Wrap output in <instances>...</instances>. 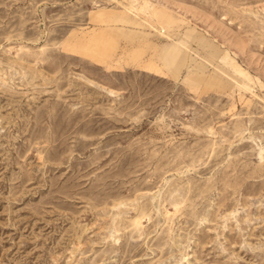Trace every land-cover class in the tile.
I'll return each instance as SVG.
<instances>
[{
    "label": "rangeland",
    "instance_id": "rangeland-1",
    "mask_svg": "<svg viewBox=\"0 0 264 264\" xmlns=\"http://www.w3.org/2000/svg\"><path fill=\"white\" fill-rule=\"evenodd\" d=\"M0 264H264V0H0Z\"/></svg>",
    "mask_w": 264,
    "mask_h": 264
}]
</instances>
